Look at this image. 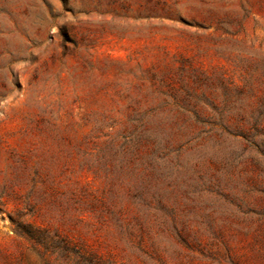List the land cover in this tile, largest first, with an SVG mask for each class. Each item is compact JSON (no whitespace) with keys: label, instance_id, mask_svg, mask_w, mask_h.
<instances>
[{"label":"rangeland","instance_id":"1","mask_svg":"<svg viewBox=\"0 0 264 264\" xmlns=\"http://www.w3.org/2000/svg\"><path fill=\"white\" fill-rule=\"evenodd\" d=\"M0 264H264V0H0Z\"/></svg>","mask_w":264,"mask_h":264}]
</instances>
